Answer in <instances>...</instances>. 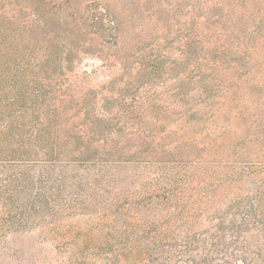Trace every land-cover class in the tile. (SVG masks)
<instances>
[{"label": "rangeland", "instance_id": "rangeland-1", "mask_svg": "<svg viewBox=\"0 0 264 264\" xmlns=\"http://www.w3.org/2000/svg\"><path fill=\"white\" fill-rule=\"evenodd\" d=\"M38 128L102 163L86 172L89 164L63 159L12 165L10 173L37 176L53 167L57 175L87 177L109 203L168 201L171 222L157 225L167 232L152 236L159 245L178 244V253L217 233L216 218L241 234L229 240L223 233L232 253L233 241L264 242L258 218L242 225L264 183V0H0V132ZM212 168L245 170L243 181L225 192L207 179ZM87 219L69 216L61 228L71 236L61 241L84 251L79 264L123 260L118 249L130 241L104 244L108 234H123L120 222L78 237ZM137 225L131 238L147 242L152 233ZM35 231L0 227V264L66 260Z\"/></svg>", "mask_w": 264, "mask_h": 264}, {"label": "trees", "instance_id": "trees-1", "mask_svg": "<svg viewBox=\"0 0 264 264\" xmlns=\"http://www.w3.org/2000/svg\"><path fill=\"white\" fill-rule=\"evenodd\" d=\"M11 124L13 123L9 122L6 128ZM39 125L41 126V124ZM46 132V128H38L31 134L22 132L17 134L8 129L5 132H0V227H5L12 232L36 230L35 232L41 234L46 241H54L53 250L66 259L60 262L61 264H79L80 256L84 253V251H82L83 253L80 251L81 246L61 241L70 236L69 230L61 229L63 221L69 216L79 214L87 215L88 225L82 234L81 230L77 232L78 237L82 235L89 237L95 227L103 231L120 222V226L124 228L123 234H114V236L108 234L104 238L105 246L111 242H118L122 237L130 241L121 244L122 247L118 249L120 256L122 253L127 255L122 256L123 260H113V264H121L120 262H123L122 264H150L151 262L153 264H178V256L179 258L189 256L190 252L194 253L193 258L185 264H211V261L217 257H224L219 264H227L229 259H238L237 261L241 264H264V242H258L257 245H246L245 243L236 244L233 241V253L225 247L223 233L226 231L223 228V218H216L217 233L206 236L196 245L182 247L178 253V244L174 246L159 245L154 242L156 238L152 236L160 234L157 237H162L161 234L167 232L164 226L162 230H158L157 225L167 226L171 222L173 214H169L168 201L160 204V201L154 200V198L159 199L158 197L146 196L136 200L125 197L122 204L123 199L115 197L113 202L109 203L94 194L93 187L95 185H92L89 180L85 182L87 177L84 178L79 172H73L71 175L66 173L57 175L53 167H48L37 176L29 174L26 170L16 174L10 173L9 169L12 168V165L16 167L27 163L52 164L64 162L63 159L68 162L89 164L82 168L86 172L98 168L96 165L102 163L90 162L92 159L89 154L90 150L84 151V155L81 156L74 155L82 152L78 149L68 151L67 148L60 147ZM67 155H70V159ZM27 167L23 166V168ZM222 170L212 168L211 171L206 172L207 179L212 178L211 182L217 188L224 189L225 192L229 191L232 185H241V181H243L241 174H244L245 170H237L238 172ZM96 184L100 185L101 180H97ZM98 187L109 191L105 185L101 184ZM254 192H256V199L249 207L251 211L253 210L255 218L252 217L251 212L243 214L242 225L246 226L249 219L258 218L260 221L257 223L261 226V232L264 234V211L262 210L264 183L254 189ZM153 206V209H149ZM156 206L161 211L163 208L167 209V212H160V214L159 210L155 212ZM96 207H99V211ZM146 215H152L157 221H145ZM137 224H140L143 232L152 233L146 239L147 242L131 238L136 237L132 226L138 228ZM226 233H228L229 240L241 238L239 232L229 230Z\"/></svg>", "mask_w": 264, "mask_h": 264}]
</instances>
